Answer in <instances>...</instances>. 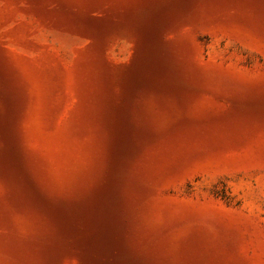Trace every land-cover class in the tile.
<instances>
[{"label": "rangeland", "instance_id": "374dc122", "mask_svg": "<svg viewBox=\"0 0 264 264\" xmlns=\"http://www.w3.org/2000/svg\"><path fill=\"white\" fill-rule=\"evenodd\" d=\"M0 264H264V0H0Z\"/></svg>", "mask_w": 264, "mask_h": 264}]
</instances>
